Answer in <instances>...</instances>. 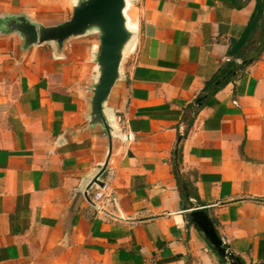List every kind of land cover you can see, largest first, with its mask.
I'll return each instance as SVG.
<instances>
[{
	"label": "crops",
	"instance_id": "0c3cea01",
	"mask_svg": "<svg viewBox=\"0 0 264 264\" xmlns=\"http://www.w3.org/2000/svg\"><path fill=\"white\" fill-rule=\"evenodd\" d=\"M256 3H131L137 38L111 109L110 201L98 207L81 189L103 138L75 134L93 42L72 39L58 55L0 37V264H229L190 221L197 206L243 264H264V6L245 37ZM27 10L63 7L0 0V12Z\"/></svg>",
	"mask_w": 264,
	"mask_h": 264
},
{
	"label": "water",
	"instance_id": "95a60500",
	"mask_svg": "<svg viewBox=\"0 0 264 264\" xmlns=\"http://www.w3.org/2000/svg\"><path fill=\"white\" fill-rule=\"evenodd\" d=\"M56 3L62 11L50 12L35 17L27 11L0 12V37L14 35L22 51L51 43L58 55L65 52L72 39H88L93 42L89 50L88 65L91 67L89 79L82 88L87 99V122L75 134L100 131L103 138V151L98 167L84 182L81 194L93 206L91 199L93 187L104 186L102 176L113 155L120 133L112 119L115 92L123 79L122 64L132 50L137 29L127 15L134 0H41ZM201 99H198V103ZM181 137H178L180 140ZM177 157V149L174 151ZM190 221L203 234L215 253L229 264H242L229 245L218 234L211 218L202 207H191Z\"/></svg>",
	"mask_w": 264,
	"mask_h": 264
},
{
	"label": "trees",
	"instance_id": "16d2710c",
	"mask_svg": "<svg viewBox=\"0 0 264 264\" xmlns=\"http://www.w3.org/2000/svg\"><path fill=\"white\" fill-rule=\"evenodd\" d=\"M263 6H264V0H262L260 2H258L257 0V3H256V6H255V9L251 15V18L249 20V23L246 27V30H245V37H247L248 34H250L254 28H255V25L256 23L259 21V19L262 17L263 15ZM243 65H241L242 67ZM216 79L214 80H210V81H207L205 83V86H204V93L207 95V96H210L212 94H214L216 92V90L222 85L224 84L225 81L228 80V78L222 82H219V83H216L215 82ZM179 160V158H178ZM188 193V192H187ZM181 196H183L182 192H181ZM243 264V263H242Z\"/></svg>",
	"mask_w": 264,
	"mask_h": 264
},
{
	"label": "built area",
	"instance_id": "2783aa9c",
	"mask_svg": "<svg viewBox=\"0 0 264 264\" xmlns=\"http://www.w3.org/2000/svg\"><path fill=\"white\" fill-rule=\"evenodd\" d=\"M91 199L94 202L102 204V203H105L107 201H110V195L107 193H104L103 189L100 188L94 192V194L91 196Z\"/></svg>",
	"mask_w": 264,
	"mask_h": 264
},
{
	"label": "rangeland",
	"instance_id": "374dc122",
	"mask_svg": "<svg viewBox=\"0 0 264 264\" xmlns=\"http://www.w3.org/2000/svg\"><path fill=\"white\" fill-rule=\"evenodd\" d=\"M34 6H35L37 12H42V11H45L47 9V8L40 6V5H37V4H35Z\"/></svg>",
	"mask_w": 264,
	"mask_h": 264
}]
</instances>
